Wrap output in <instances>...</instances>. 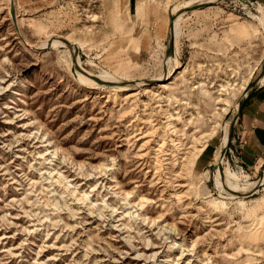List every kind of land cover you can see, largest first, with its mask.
Returning <instances> with one entry per match:
<instances>
[{
    "label": "rangeland",
    "instance_id": "rangeland-1",
    "mask_svg": "<svg viewBox=\"0 0 264 264\" xmlns=\"http://www.w3.org/2000/svg\"><path fill=\"white\" fill-rule=\"evenodd\" d=\"M185 1L0 0V264H264V163L234 198L193 170L263 65L264 0L183 8L154 79Z\"/></svg>",
    "mask_w": 264,
    "mask_h": 264
},
{
    "label": "crops",
    "instance_id": "crops-1",
    "mask_svg": "<svg viewBox=\"0 0 264 264\" xmlns=\"http://www.w3.org/2000/svg\"><path fill=\"white\" fill-rule=\"evenodd\" d=\"M169 22L170 20L167 30ZM224 136L223 133L220 146L216 151L213 149L214 145L208 141L203 144V148L193 164L194 172L206 171L204 174H207L209 168L215 166L220 158ZM228 143L230 157L226 149L225 157L228 156V159L222 163L223 169L237 171L236 173L240 174L242 179L249 180L248 172H244V169H254L256 172L264 167H261L264 163V74L259 76L255 84L243 96L241 108ZM233 161L237 163L239 170L232 168ZM215 172L217 171L215 170Z\"/></svg>",
    "mask_w": 264,
    "mask_h": 264
},
{
    "label": "bare ground",
    "instance_id": "bare-ground-1",
    "mask_svg": "<svg viewBox=\"0 0 264 264\" xmlns=\"http://www.w3.org/2000/svg\"><path fill=\"white\" fill-rule=\"evenodd\" d=\"M195 1L196 0L185 1L181 5H175V7L173 8V12L176 14H175V17L173 19H171L169 22V26L172 22L173 28L170 29V27L168 26L167 35H168V39H169V34H171L173 36L174 46H173V49L171 50L170 56H166V53H165V57L162 60L163 62H161L163 69H165L167 67V62L171 64V67H170L169 71L163 70L164 74L162 72V73L158 74L157 76H155L154 79H157V80L164 79L165 76L168 78V76L173 73L172 70L179 65V61L177 58L178 50H179L178 49V38H179L180 33H181V21L183 19L184 13H185V11H181V10L183 8L190 7L192 5L203 4V3H207V2H215L216 0H199L197 3H195ZM263 4H264V2H259L260 6H258L257 14H251V12H250V16L253 19L257 20V22L263 28V31H264V8L262 7ZM50 45L51 46L60 45V46H64V48H65L66 42L59 38V39L52 40ZM166 50L168 51L167 47H166ZM65 53L67 56L66 60L69 63V66H72L75 68L76 74H78L77 78L82 83L88 84V85H90L92 87H96V88L104 86V84L98 83L92 76H97L103 80L115 81V76L109 70H107L101 66H99V70L97 71L96 75L90 74V77L93 79V81H92V79L86 74L85 69L82 67L81 61L79 62V64H77L76 57H79V55L73 54L71 49H69V50L66 49ZM73 57H74V59H73ZM261 62L264 64V57H263ZM259 70H260V65L256 68V70L253 73L250 80L245 82V85L246 84L248 85L249 82H251L253 79H255L256 81L259 79L260 75L259 76L257 75L259 73ZM151 80H153V79H151ZM247 85H246V87H243L244 90L241 93V96L238 98L237 101H235V103L233 105V108L231 110L232 116H235L237 114L239 102L247 92L246 91ZM114 87H115V85H114ZM116 88H118V87H116ZM230 122L231 121L227 119V121L225 122V124L223 126V133L225 135L223 138V141H222V147L223 148L228 144V128H229ZM212 133H213V131H212ZM224 160H225V157L222 155V153H220V158H219L218 162L215 163V170L217 172H214V179H213V181H214L213 186H214V188H216L218 190V192L220 194L219 196H221L222 198H234V196L237 193H247L250 191H254L253 187L257 188L260 185V182H262L264 180V169H262L260 177L258 179L254 180L253 187H249L248 186V184H249L248 180L242 179L240 174L236 173L237 171L234 172L231 169L229 170L228 168L223 169V166H222V170L221 171L219 170V166L224 162Z\"/></svg>",
    "mask_w": 264,
    "mask_h": 264
},
{
    "label": "water",
    "instance_id": "water-1",
    "mask_svg": "<svg viewBox=\"0 0 264 264\" xmlns=\"http://www.w3.org/2000/svg\"><path fill=\"white\" fill-rule=\"evenodd\" d=\"M200 5H202V4H199V6ZM170 29H172L173 28V24H172V22H171V24H170ZM173 46H174V39H173V36L171 35V34H169V40H168V43H167V48H168V51L166 52V56H170V54H171V50L173 49ZM264 57V56H263ZM73 59H74V57H73ZM81 69V68H80ZM262 74H264V64L260 67V70H259V73H258V76L259 75H262ZM98 83H100V84H109V83H111V81L110 80H103V79H101V78H99V77H97V76H92ZM255 82H256V80L255 79H253L251 82H249V84L247 85V89H246V91H248L254 84H255ZM241 102H242V99L240 100V102H239V107H238V110H237V114L235 115V116H233L232 117V119H231V122H230V124H229V128H228V141H229V139H230V137H231V133H232V130H233V127H234V124H235V122H236V120H237V117H238V113H239V110H240V108H241ZM226 146L224 147V148H222V150H221V153H222V155L223 156H225V153H226ZM219 169L220 170H222V164L219 166Z\"/></svg>",
    "mask_w": 264,
    "mask_h": 264
},
{
    "label": "built area",
    "instance_id": "built-area-1",
    "mask_svg": "<svg viewBox=\"0 0 264 264\" xmlns=\"http://www.w3.org/2000/svg\"><path fill=\"white\" fill-rule=\"evenodd\" d=\"M228 150V153H230V151H229V148L227 149ZM226 153H227V151H226ZM225 157V156H224ZM226 158V157H225Z\"/></svg>",
    "mask_w": 264,
    "mask_h": 264
}]
</instances>
